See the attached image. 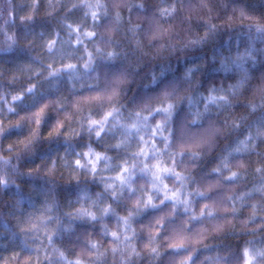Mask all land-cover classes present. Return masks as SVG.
I'll return each instance as SVG.
<instances>
[{
    "label": "clouds",
    "instance_id": "clouds-1",
    "mask_svg": "<svg viewBox=\"0 0 264 264\" xmlns=\"http://www.w3.org/2000/svg\"><path fill=\"white\" fill-rule=\"evenodd\" d=\"M0 264H264V0H0Z\"/></svg>",
    "mask_w": 264,
    "mask_h": 264
}]
</instances>
